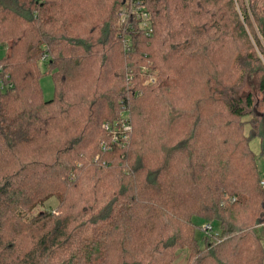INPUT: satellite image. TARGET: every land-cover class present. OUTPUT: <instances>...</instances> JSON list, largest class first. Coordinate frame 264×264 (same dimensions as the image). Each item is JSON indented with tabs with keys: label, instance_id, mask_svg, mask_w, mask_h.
Returning a JSON list of instances; mask_svg holds the SVG:
<instances>
[{
	"label": "trees",
	"instance_id": "obj_1",
	"mask_svg": "<svg viewBox=\"0 0 264 264\" xmlns=\"http://www.w3.org/2000/svg\"><path fill=\"white\" fill-rule=\"evenodd\" d=\"M104 1L0 0V264H264V0Z\"/></svg>",
	"mask_w": 264,
	"mask_h": 264
},
{
	"label": "rangeland",
	"instance_id": "obj_2",
	"mask_svg": "<svg viewBox=\"0 0 264 264\" xmlns=\"http://www.w3.org/2000/svg\"><path fill=\"white\" fill-rule=\"evenodd\" d=\"M116 2V1H121V0H105L104 2L107 4V6H110L109 3L111 2ZM100 0H96V3H99ZM128 5V4H127ZM126 6V5H125ZM125 6L123 8H125ZM122 8V7H121ZM141 9V7H136L135 5H133V10L134 11H139ZM125 14V13H122ZM124 17V16H122ZM8 51V44L7 43H1L0 42V59L2 57H5ZM45 67L44 65H42V70H44ZM153 74L158 75V72H153ZM41 87H43V94L46 100H51L54 95H55V85H54V81H53V77L51 76V74H44L43 77L41 78ZM248 131V128H246V132ZM131 137V135H130ZM130 141V140H129ZM250 147L252 149V151L254 153H256V161H257V166L260 172V178L261 180H264V155H262L261 153V148H260V141L258 138H255L251 141L250 143ZM58 200L55 198H52L51 200H49L43 210H49V211H56L58 209ZM199 225L200 227L197 229L196 231V236L197 239L199 240L200 244L203 243V239L204 237H209L210 235H208L204 230H203V225L205 223H211L212 225H214L215 227V232H217L219 235L220 233L223 231L221 229H219L215 223H212L210 221H199ZM264 228V225L259 227V229ZM258 229V230H259ZM263 232H261V236L264 237V230H262ZM226 238V237H223ZM188 259V252L187 251H180L177 253V259L175 264H186Z\"/></svg>",
	"mask_w": 264,
	"mask_h": 264
},
{
	"label": "built area",
	"instance_id": "obj_3",
	"mask_svg": "<svg viewBox=\"0 0 264 264\" xmlns=\"http://www.w3.org/2000/svg\"><path fill=\"white\" fill-rule=\"evenodd\" d=\"M144 17L148 20L147 14H144ZM145 27H148V23L146 21L143 22ZM142 74L145 75V85H151L156 83L157 78L153 72H151L148 66L143 67ZM104 129L107 130L112 135V141L116 143L126 144L130 140V135L132 133V125L130 119L126 113H124L120 120L115 123H105L103 125ZM262 186L264 187V180L261 181ZM203 230L210 236L218 235L215 232V227L211 223H205L203 225Z\"/></svg>",
	"mask_w": 264,
	"mask_h": 264
}]
</instances>
